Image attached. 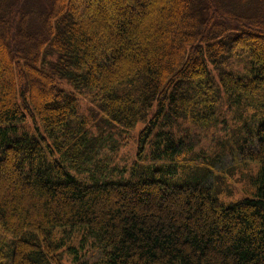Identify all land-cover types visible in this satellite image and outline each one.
Returning a JSON list of instances; mask_svg holds the SVG:
<instances>
[{
	"label": "trees",
	"instance_id": "1",
	"mask_svg": "<svg viewBox=\"0 0 264 264\" xmlns=\"http://www.w3.org/2000/svg\"><path fill=\"white\" fill-rule=\"evenodd\" d=\"M235 112L254 191L222 202L170 182L198 145L189 127L224 133ZM138 123L139 159L120 165ZM63 253L264 264V0H0V264Z\"/></svg>",
	"mask_w": 264,
	"mask_h": 264
},
{
	"label": "rangeland",
	"instance_id": "2",
	"mask_svg": "<svg viewBox=\"0 0 264 264\" xmlns=\"http://www.w3.org/2000/svg\"><path fill=\"white\" fill-rule=\"evenodd\" d=\"M78 97L87 115L98 113L89 98L83 95ZM236 117L238 120L234 126L230 122L228 131L224 133L221 132V124L209 125L208 129L203 125L189 127L191 135L193 133V136L197 137L198 145L192 151L175 159L178 174L169 177V181L182 184L194 181L206 184L211 188L213 195L222 202H234L249 196L256 187L259 164L246 157L239 158L242 152L250 148L248 138L250 125L246 120H239L241 117L237 112L233 114L232 119ZM227 121L229 122L230 118ZM143 127V123L136 124L134 128L124 132L123 138L117 133L118 141L121 142L122 138L126 142L125 145L119 146L117 152L120 165L126 162L130 164V161L139 159L138 140ZM142 160L143 158L139 161ZM162 162L165 163V160L152 164L154 168H158ZM61 259L63 264H70L66 254L63 253Z\"/></svg>",
	"mask_w": 264,
	"mask_h": 264
}]
</instances>
